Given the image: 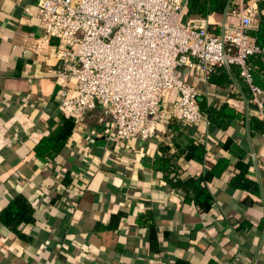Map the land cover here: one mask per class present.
<instances>
[{"label": "crops", "instance_id": "0c3cea01", "mask_svg": "<svg viewBox=\"0 0 264 264\" xmlns=\"http://www.w3.org/2000/svg\"><path fill=\"white\" fill-rule=\"evenodd\" d=\"M261 1L247 2L254 31ZM35 6L0 0V264H264V132L249 119L264 123L238 69L219 86L187 75L200 100L239 114L226 128L173 122L148 140H108L100 111L78 123L58 105L65 43L36 51ZM222 18L207 19L211 31ZM67 125L60 150L39 155Z\"/></svg>", "mask_w": 264, "mask_h": 264}, {"label": "built area", "instance_id": "2783aa9c", "mask_svg": "<svg viewBox=\"0 0 264 264\" xmlns=\"http://www.w3.org/2000/svg\"><path fill=\"white\" fill-rule=\"evenodd\" d=\"M247 2L229 7L216 35L207 19L184 20L187 0H36L44 32L36 51L50 38L65 43L57 53L55 99L78 123L100 111L110 121L108 140H148L158 125L208 121L187 75L208 82L218 67H239L248 103L264 123V87L254 83L247 62L261 52L250 38L257 10Z\"/></svg>", "mask_w": 264, "mask_h": 264}, {"label": "trees", "instance_id": "16d2710c", "mask_svg": "<svg viewBox=\"0 0 264 264\" xmlns=\"http://www.w3.org/2000/svg\"><path fill=\"white\" fill-rule=\"evenodd\" d=\"M229 0H187V5L184 12V20L188 18H204L208 19L212 16L223 15L224 10L228 4ZM234 2V0H232ZM259 10L261 12V17L259 20V26L257 30L250 31V38L252 41L261 48V52L251 55L248 58V66L251 69V75L253 77L254 83L264 87V0L259 3ZM257 16V14H256ZM211 26L217 24L210 23ZM216 35L219 34V27L217 30L212 31ZM238 69V74H240L239 67H232ZM226 68L218 67L215 69L208 77V81L211 82L213 86L221 85L219 81L227 78L228 76L225 72ZM218 74H221V78H218ZM226 75V76H225ZM240 76V75H239ZM199 105L201 112L207 117L208 121L214 123L218 128H226L232 120L240 119L239 114L224 105L222 108L217 109L211 107L207 104L206 99L199 98ZM249 125L254 130H260L264 132L263 124L257 119H249ZM71 126L67 125L63 128L55 139L43 138L38 145L36 151L41 156H50L53 153H57L61 148V141L69 135L71 131ZM201 181L197 183L200 184ZM139 221H141L139 219Z\"/></svg>", "mask_w": 264, "mask_h": 264}, {"label": "water", "instance_id": "95a60500", "mask_svg": "<svg viewBox=\"0 0 264 264\" xmlns=\"http://www.w3.org/2000/svg\"><path fill=\"white\" fill-rule=\"evenodd\" d=\"M231 2H232V0H229V3H228V5H227V8H226V10L224 11V14H223V18H222V23H221V30H222V34H223V29H224V25H225V23H226V16H227V11H228V9H229V7H230V4H231Z\"/></svg>", "mask_w": 264, "mask_h": 264}]
</instances>
